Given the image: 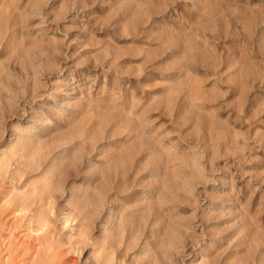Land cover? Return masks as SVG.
Here are the masks:
<instances>
[{
    "label": "rangeland",
    "instance_id": "rangeland-1",
    "mask_svg": "<svg viewBox=\"0 0 264 264\" xmlns=\"http://www.w3.org/2000/svg\"><path fill=\"white\" fill-rule=\"evenodd\" d=\"M0 264H264V0H0Z\"/></svg>",
    "mask_w": 264,
    "mask_h": 264
}]
</instances>
